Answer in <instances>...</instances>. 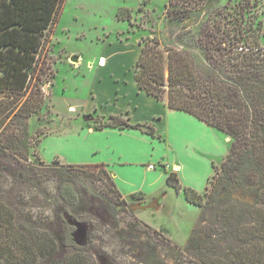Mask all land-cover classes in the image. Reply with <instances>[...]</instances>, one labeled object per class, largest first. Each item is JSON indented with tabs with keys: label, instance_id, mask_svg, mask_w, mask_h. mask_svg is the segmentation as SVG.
I'll return each mask as SVG.
<instances>
[{
	"label": "rangeland",
	"instance_id": "1",
	"mask_svg": "<svg viewBox=\"0 0 264 264\" xmlns=\"http://www.w3.org/2000/svg\"><path fill=\"white\" fill-rule=\"evenodd\" d=\"M167 1H62L39 52V65H49L54 76L42 75L40 97L44 102L38 112L24 120L29 146L23 149L15 144V152L0 151V200L13 210L15 227L25 233L38 232L41 238L48 237L46 240L50 241L48 246L47 243L44 246L38 242L27 243L36 257H12L13 263L198 264L188 250L197 246L203 233L222 237L226 249L234 247L236 241L230 236H233L236 222L244 226L247 219L244 214H238L229 231L224 232L217 229L216 209L202 213L200 207L184 199L182 192L177 196L173 193L172 203L157 209L150 201L140 202L143 197L126 200L116 195L99 167L71 172L60 167L62 156L69 160L80 159L86 147L96 144L106 147L97 134L86 131L87 123L90 127L98 126L108 114H121L128 108L126 102L130 97L131 74L133 77L140 40L155 37L160 45L176 42L180 48L194 50V40L203 20L178 22L169 19L164 15ZM226 2L221 0L218 6L223 7ZM259 3L258 17L263 30L260 44L264 46V0ZM216 7L205 11L201 18L212 15ZM71 56H77V61H71ZM101 96L105 100L117 99L96 104ZM24 99L22 97V101ZM87 108L92 115L82 117V109ZM169 119L161 131L155 129L154 136L161 134V139L152 138L153 143H149L148 153L152 155L144 157L141 152L139 157L143 165L155 162L158 157L170 158L171 150L165 144H172L170 137L179 130L170 125ZM171 119L173 123L172 116ZM177 121L178 118L175 123ZM16 123L9 122L7 134L19 136L21 124ZM41 135L47 136L38 146ZM151 147L154 148L150 151ZM54 159L59 162L55 163ZM219 164L221 159L216 158L215 165ZM143 165L132 168L130 175L122 171L121 174L140 181ZM109 176L112 179L110 173ZM62 180L70 182L78 193L76 204H66L58 196L56 187ZM260 189L257 184L227 188L220 192L218 199L220 203L232 199L256 205ZM137 219L164 234L170 242ZM62 236L64 243H60ZM10 263L0 259V264Z\"/></svg>",
	"mask_w": 264,
	"mask_h": 264
},
{
	"label": "trees",
	"instance_id": "2",
	"mask_svg": "<svg viewBox=\"0 0 264 264\" xmlns=\"http://www.w3.org/2000/svg\"><path fill=\"white\" fill-rule=\"evenodd\" d=\"M62 1L0 0V151L15 152V144L23 149L29 146L24 120L38 112L44 102L40 97L42 75L54 76L49 65H39V52ZM220 2L168 0L164 15L169 19L203 20L194 40L195 48H180L169 41L160 45L155 37L140 40L133 80L138 90L164 101L168 108L184 111L221 130L229 138L228 150L221 164L213 165L204 193L182 186L175 171H166L167 185L181 191L186 201L200 207L202 213L216 209L217 229L228 232L238 214L247 216L244 226L235 223L230 237L236 242L231 250L222 245V237L203 233V239L197 240V246L188 253L198 264H264V46L260 44L263 34L258 17L260 3L227 0L223 8L218 6ZM214 5L217 7L212 9V15L201 18ZM118 13L122 15L121 10ZM10 121L21 124L19 136L7 134ZM104 126L133 127L155 134L152 122L132 123L122 114H108L94 128ZM60 167L70 172L99 167L106 181H110L109 188L122 196L103 164L61 163ZM256 184L261 186L256 205L232 199L219 202L222 190ZM56 191L66 204L79 201L78 193L68 181L62 180ZM131 196L141 198L142 194ZM14 217L13 210L0 200V259L11 261L10 264H18L12 262V257H36L27 243L38 242L43 246L50 243L48 237L41 238L38 232L19 230ZM137 221L170 242L148 223ZM60 243H64L63 236Z\"/></svg>",
	"mask_w": 264,
	"mask_h": 264
},
{
	"label": "crops",
	"instance_id": "3",
	"mask_svg": "<svg viewBox=\"0 0 264 264\" xmlns=\"http://www.w3.org/2000/svg\"><path fill=\"white\" fill-rule=\"evenodd\" d=\"M131 79L133 82L130 84V97L126 102L128 108L122 113L128 116L129 121L132 123L152 122L157 131L164 128L167 119L170 117V125L177 126L179 130V132L173 134V138L170 137L172 144H165L171 150L170 158L162 157L160 159L158 157L155 162L149 161L144 165L141 162L142 158L139 157L141 152L144 157L152 155L151 152L148 153L149 143H153L152 138L161 139L159 133V135L154 136L133 127L123 129L110 126L94 128L87 123L86 131L97 134L96 136L103 140V145L106 147L99 146V144L91 145L84 149L82 158L69 160L62 156L60 157L61 162L68 164H103L111 174L117 189L126 200L131 199L133 193H141L143 200H140V202L150 201V204H153L157 209L164 208L166 203L171 204L173 193L177 196L181 192H176L171 186L167 185V170L176 172L182 186L190 187L200 193L203 192L208 179L213 174L215 159L220 158L222 160L228 150L229 138L227 137V141H225V135H222L212 126L184 111L168 108L164 101L156 100L138 90L132 74ZM100 98V101L95 102L96 104L102 105V103L117 99L116 97L115 100L112 98L105 100L102 99V96ZM142 100H147L146 104ZM112 104H115V102H112ZM93 111L96 112V108ZM82 112V117L85 114L86 117L92 115H89V108L82 109ZM171 116L173 117V123ZM174 118H178L179 121L175 123ZM173 130L175 129L173 128ZM45 136L47 135L40 137L38 146ZM165 138L169 140V136ZM153 148L151 147L150 151ZM149 163H152L154 167L148 168ZM140 165L144 167L143 178L140 181L124 177L121 174L122 171L130 175L132 168Z\"/></svg>",
	"mask_w": 264,
	"mask_h": 264
},
{
	"label": "water",
	"instance_id": "4",
	"mask_svg": "<svg viewBox=\"0 0 264 264\" xmlns=\"http://www.w3.org/2000/svg\"><path fill=\"white\" fill-rule=\"evenodd\" d=\"M77 59H78V57H77V56H71V57H70V60H71V61H75V62H76V61H77Z\"/></svg>",
	"mask_w": 264,
	"mask_h": 264
},
{
	"label": "built area",
	"instance_id": "5",
	"mask_svg": "<svg viewBox=\"0 0 264 264\" xmlns=\"http://www.w3.org/2000/svg\"><path fill=\"white\" fill-rule=\"evenodd\" d=\"M153 167H154V165H153L152 163H149V164H148V168L151 169V168H153Z\"/></svg>",
	"mask_w": 264,
	"mask_h": 264
}]
</instances>
